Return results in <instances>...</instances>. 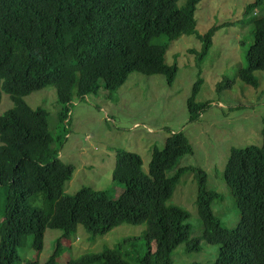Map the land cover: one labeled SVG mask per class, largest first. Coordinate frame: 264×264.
<instances>
[{
	"label": "trees",
	"instance_id": "obj_1",
	"mask_svg": "<svg viewBox=\"0 0 264 264\" xmlns=\"http://www.w3.org/2000/svg\"><path fill=\"white\" fill-rule=\"evenodd\" d=\"M177 1L0 0V101L4 92L12 102L0 114V264H18L17 246L28 233L38 254L46 228L64 229L67 235L80 225L94 237L123 223L145 225L140 235L145 251L135 264H172L179 244L199 252L202 240L218 246L211 264H264V132L260 145L229 150L224 180L241 213L239 225L229 230L212 211V202L222 195L207 187L206 172L178 165L181 156L193 152L182 131L170 133L161 149H152L147 171L139 154L115 149L111 177L123 185L117 197L90 186L67 195L63 186L74 166L58 158L51 146L46 109L24 100L32 91L54 86L63 122L73 93L83 98L102 83L110 96L132 71L161 74L171 85L177 66L166 62L169 43L182 34L194 35L201 41V49L192 50L199 57L209 50L215 31L232 24H213L200 34L194 19L200 0L182 6ZM258 2L245 7L243 19ZM252 23L246 66L237 76L257 87L253 71L264 70V15L254 13ZM200 81L198 77L186 100L190 121L207 107L194 102ZM189 171L196 180L201 223L193 238L188 212L167 203L179 177ZM38 195L41 206L36 207ZM127 240L64 264H131L129 251L122 248ZM57 255L54 249L45 261L35 258L25 264H57Z\"/></svg>",
	"mask_w": 264,
	"mask_h": 264
},
{
	"label": "rangeland",
	"instance_id": "obj_2",
	"mask_svg": "<svg viewBox=\"0 0 264 264\" xmlns=\"http://www.w3.org/2000/svg\"><path fill=\"white\" fill-rule=\"evenodd\" d=\"M185 1L178 0V6ZM253 1L198 2L194 12L198 33H204L213 24L228 21L232 24L218 28L209 50L199 57L192 51L201 49V41L194 35L182 34L171 41L165 52L166 62H174L177 66L171 85L161 74L132 71L110 96L102 83L95 92L83 98L73 93L67 123L59 120L62 105L57 100L54 86L48 85L24 96L30 107L46 109L48 128L54 138L51 146L56 149L58 158L74 166L71 177L63 186L65 194L73 195L81 186H90L105 189L112 197H117L123 185L111 177L115 149L139 154L142 169L147 171L152 149H161L170 133L182 131L193 152L181 156L178 165L203 169L207 187L222 195L211 204L214 215L229 230L239 225L241 213L224 180L225 162L231 147L260 145L264 132V70L253 71L258 79L257 87L242 82L237 76V70L246 66L245 52L253 40V14L264 15V0H260L243 19L245 7ZM198 77L201 81L197 83L199 89L194 102L207 107L190 121L186 100ZM11 106L10 98L2 92L0 114ZM196 191L194 173L189 171L179 177L167 202L188 212L192 238L201 232L195 205ZM33 204L41 206V195ZM144 227V224L123 223L94 237L80 225L67 235H63L64 229L46 228L38 254L31 246L32 236L28 233L17 246L18 264L35 258L43 262L54 249L58 253L57 264H64L67 259L86 252L113 247L126 237L130 240L122 242V248L129 251L126 259L135 264L145 251L140 236ZM200 245L199 252H188L185 243L179 244L172 254V264H211L218 246L205 240Z\"/></svg>",
	"mask_w": 264,
	"mask_h": 264
},
{
	"label": "clouds",
	"instance_id": "obj_3",
	"mask_svg": "<svg viewBox=\"0 0 264 264\" xmlns=\"http://www.w3.org/2000/svg\"><path fill=\"white\" fill-rule=\"evenodd\" d=\"M69 111L67 112V117H68ZM66 117V119L64 120L67 123L68 118Z\"/></svg>",
	"mask_w": 264,
	"mask_h": 264
}]
</instances>
